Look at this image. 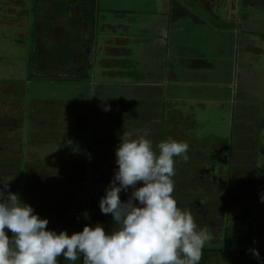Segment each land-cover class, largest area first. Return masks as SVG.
<instances>
[{
	"label": "crops",
	"instance_id": "1",
	"mask_svg": "<svg viewBox=\"0 0 264 264\" xmlns=\"http://www.w3.org/2000/svg\"><path fill=\"white\" fill-rule=\"evenodd\" d=\"M9 4L5 11L13 14L0 15L2 26L10 32L17 28L25 38L30 33V53L36 54L24 58L28 72L17 83L27 115H10L12 107H0V140L11 143L0 147V180L9 191L24 183L19 172L26 176L29 165L32 184L40 173H51L57 184L69 187L80 177L77 196L84 192L81 201L88 197L83 209L89 225V184L104 193L117 167L114 149L122 133L144 135L153 146L170 136L188 144L187 159L173 157L177 205L190 210L198 227L214 232L207 222L242 212L248 244L264 248V202L259 199L264 192V0ZM54 14L59 16L54 19ZM64 24L71 54L60 60L51 52L52 34L57 35L51 25L59 29ZM8 57L9 63L17 58ZM27 94L40 105L56 106L47 125L43 112L37 120L39 109ZM27 97L31 104L24 101ZM29 122L39 127L28 129ZM57 184L53 187L60 190ZM242 188L253 192L242 194ZM119 195L127 198L123 191Z\"/></svg>",
	"mask_w": 264,
	"mask_h": 264
},
{
	"label": "clouds",
	"instance_id": "2",
	"mask_svg": "<svg viewBox=\"0 0 264 264\" xmlns=\"http://www.w3.org/2000/svg\"><path fill=\"white\" fill-rule=\"evenodd\" d=\"M187 150L170 136L153 146L144 135L122 133L114 149L117 167L98 200L100 212L111 214L108 231L99 222L71 234L46 228L48 219L0 180V264H58L57 257H79L81 264H199L211 232L172 195L173 157L187 159ZM259 199L264 202V192ZM251 252L259 262V252Z\"/></svg>",
	"mask_w": 264,
	"mask_h": 264
},
{
	"label": "rangeland",
	"instance_id": "3",
	"mask_svg": "<svg viewBox=\"0 0 264 264\" xmlns=\"http://www.w3.org/2000/svg\"><path fill=\"white\" fill-rule=\"evenodd\" d=\"M9 1L13 3L12 5H14V2L17 0H0V15L7 14L8 16H10V14H13V12L9 14V13H6L5 11L6 9L5 5L6 3L9 4L10 3ZM8 6L10 8V4ZM26 11L27 10H25V12ZM46 15L48 16L49 14L46 13ZM58 16L59 14L57 15L54 14L52 18L56 19ZM30 21L31 20L29 19V22ZM66 25L67 24H64L65 27L60 26L59 29H57L56 26L51 25V28L53 29L54 33L57 34V35L52 34L51 39L52 41H54L53 38L55 37V41L53 43L54 49H52L51 52L54 54V56H56L55 58H59L60 60L66 59L67 56H70L71 54L70 53L71 47L68 48L66 45L68 44L67 41L69 37L68 35H66L67 31L63 34L64 28H67ZM5 28L6 27H3L2 23L0 22V39H1L0 62L2 61L0 63V92H1L0 93V107L1 108L2 107L5 108L6 106L12 107V109H9L8 111L10 115L14 113H18L21 117H25L27 115L26 110L28 109L25 108V110H22L23 102L21 98H19V95L16 94V90L19 91L17 88H20V86H17V83H21V82L23 83L24 74L28 72L25 70L24 58H26V56L28 59L34 58L36 54L30 53L31 34L29 32H28L29 35H27V37L28 36L29 37L25 38V35L22 32H21L22 33L21 35H19V33L16 32L18 31L17 28H16V31L14 32L13 31L10 32L9 29H5ZM81 32L83 33L82 30ZM47 34H50V33L47 32ZM56 36L59 39H56ZM82 36L83 34H81V38ZM5 39L7 41H5ZM44 40L47 41L48 38H45ZM14 41L16 45L13 43ZM9 45H15V46L14 48H11ZM45 47H47V45ZM48 47L50 46L48 45ZM47 49L51 50V48H47ZM78 54L79 53H77V55ZM8 55H11L12 57L17 56V58L13 60L14 63L12 62L9 63L8 61H5L9 58ZM19 59H21L22 61L21 63ZM3 62L8 63V65H6V63H3ZM12 66H15V67H12ZM62 68H64V66H62L60 69ZM26 96H30L31 98H34V96H32L31 94L29 95L27 94ZM34 100H35V103L33 105L36 104L35 109L37 108L39 109V112L36 115L37 120L39 117V113L43 112L44 120H45L44 124L47 125L48 121L50 120L49 117L53 116L55 112H57L56 106L53 104H49V103L40 105L39 100H36L35 98ZM24 101L31 104L33 100H30V98L27 97ZM43 113L41 114V116H43ZM23 123L25 124V122ZM37 126L39 127V123L33 124L29 122L27 124L28 129L36 128ZM0 141H1L0 147L4 144L5 146L11 145L9 141L8 143L5 142V140H0ZM45 143H47V140L45 141ZM30 145L32 147V145L34 144L30 143ZM43 149L45 151L49 150V146H45L43 147ZM22 152H23V157L20 156L19 163H18V166L20 165L21 167H22V164L23 165L25 164V154H24L25 151H23L22 149ZM7 153L9 152H5L4 155ZM15 164L17 163L15 162L8 163L9 166L15 165ZM0 168H3V167L0 166ZM31 168H30V165L29 167H27L26 176H25L26 173L22 171L19 172L20 180L24 181V183L20 182L21 183L20 186L15 191V193L18 194L19 199L23 202H27L28 204H30L33 207L34 211L38 213L41 218L46 217L48 219V224L46 225V228L55 229L57 232L63 229V230H66L68 234H71L74 231L81 230L83 227L82 225L86 223L85 220L87 218V214H85L83 207H84V204H87L88 197H87V200L83 199L81 201V199L84 198L85 196L84 192H83V195H80L81 199L79 198V196H77L78 191L81 190L80 182H79L80 177H74L75 182L74 181L73 182L75 183L74 185V187L76 188L75 190H73L74 187H69L64 182L57 184L55 182L56 177L51 179V173H46L47 177H45V173L44 174L40 173L38 183L32 184L31 182L32 179L30 177ZM49 168L51 167L49 166ZM69 173L70 172H66L64 175H68ZM78 175L79 174H76V176ZM89 175L90 174H88L87 176ZM23 184H25L26 186H22ZM54 184L61 185L62 188L60 190H57L58 188L56 186L53 187ZM89 186H90V189L92 190L91 191V201L89 203L90 218H91V222H90L91 224L89 225L91 226L93 225V223L99 222L98 219L100 216L98 214V211L100 212V210L98 206V200L103 195V193L101 190H99V186H97L96 188L94 187V185L91 186L89 184ZM7 191H9V189H7ZM59 192L60 194L62 193V195L58 194ZM241 192L242 194L248 195L250 192H253V189L246 191L245 188H242ZM81 210H82V213H81ZM85 211H86V208H85ZM82 214L85 216V218L82 217ZM235 214L236 212H234V214H232L231 217L230 215L228 216L224 215L222 221L220 222H207L208 225L212 229L216 228L217 231L216 232H214V230L210 231L211 239L205 242L202 247V250H205V251H203L204 253L201 254L199 264H264V252H261V251H264V248H260L262 249L261 251L257 250L259 252V257H260V260L258 262L257 258L252 255V252H250L251 249L254 248V246L248 244L249 240L246 237V235L248 234V227L246 223L242 220L243 218L241 216L242 212L240 216H234ZM104 216L105 215L101 213L100 218L102 220L101 223L103 224V227L107 231V230H110L111 228L110 225H112L111 222H108V220L110 221L112 220V218L103 219ZM6 233L9 235V237H11L12 233L9 230L6 229ZM225 233H227V235H224ZM242 252H249V253H242ZM211 256H213V258H209ZM57 260H58V264H81L79 257L77 258L75 262H71V263H69L68 260L63 259L62 257H59Z\"/></svg>",
	"mask_w": 264,
	"mask_h": 264
},
{
	"label": "trees",
	"instance_id": "4",
	"mask_svg": "<svg viewBox=\"0 0 264 264\" xmlns=\"http://www.w3.org/2000/svg\"><path fill=\"white\" fill-rule=\"evenodd\" d=\"M194 222L196 223V221L194 220ZM203 251H205V250H201V254L202 253H204ZM259 251V250H258ZM251 252V251H250ZM242 253H249V252H242ZM59 257H57V259H58ZM209 258H213V256H211V257H209ZM69 263H71V261H69Z\"/></svg>",
	"mask_w": 264,
	"mask_h": 264
}]
</instances>
